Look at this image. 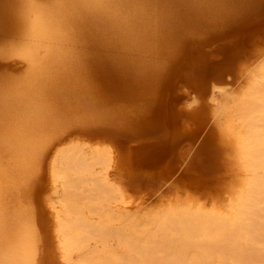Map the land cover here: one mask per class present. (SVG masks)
Instances as JSON below:
<instances>
[{"label":"bare ground","instance_id":"obj_1","mask_svg":"<svg viewBox=\"0 0 264 264\" xmlns=\"http://www.w3.org/2000/svg\"><path fill=\"white\" fill-rule=\"evenodd\" d=\"M263 7L264 0H0V34L17 36L0 44V55L25 65L17 75L0 78V264H31L35 233L25 196L51 140L72 122L116 120L115 113L90 108L101 87L149 100L192 31ZM252 79L232 105V121L219 126L244 174L231 201L223 209L172 208L156 219L151 236L215 241L218 251L155 255L151 264H264V69ZM71 153H63L58 173L73 174L77 160ZM151 153L146 158L157 160V152ZM134 235L149 237L143 230Z\"/></svg>","mask_w":264,"mask_h":264},{"label":"rangeland","instance_id":"obj_2","mask_svg":"<svg viewBox=\"0 0 264 264\" xmlns=\"http://www.w3.org/2000/svg\"><path fill=\"white\" fill-rule=\"evenodd\" d=\"M9 34H0V44L17 37ZM20 61L0 55V78L20 73L25 66ZM263 69L264 7L192 31L149 100L130 99L95 77L102 93L91 100L96 106L85 103L86 110L115 113L117 121L101 116L88 126L69 123L47 146L25 196L35 233L31 264H151L155 255L217 252L215 241L151 236L158 230L156 219L172 208L223 209L231 201L244 174L219 126L232 121V105ZM66 151L77 160L70 175L58 173ZM147 152H157L158 159L151 162ZM67 177L74 181L63 184ZM138 230L149 237L138 239Z\"/></svg>","mask_w":264,"mask_h":264}]
</instances>
